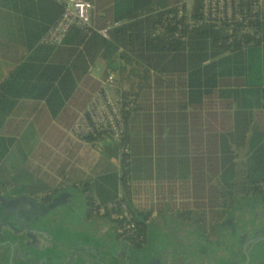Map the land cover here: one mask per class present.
Instances as JSON below:
<instances>
[{
	"label": "trees",
	"instance_id": "1",
	"mask_svg": "<svg viewBox=\"0 0 264 264\" xmlns=\"http://www.w3.org/2000/svg\"><path fill=\"white\" fill-rule=\"evenodd\" d=\"M88 1L94 5L95 29L73 27L59 46H51L40 40L61 15L56 0H0V37L29 50L0 82V184L77 186L88 217L115 223L118 234L123 226L119 211L99 213L94 194L120 186L117 203L124 202L132 213L136 242L146 240L153 213L164 210L181 223L195 222L215 233L236 193L264 194L259 0L241 1L246 22L196 26L191 23L200 18V0H191L189 8L187 0ZM107 21L122 22L110 29L108 39L97 32ZM121 50L145 70H129L134 81L120 93L125 130L114 142L119 159L98 151L105 133L84 139L68 134L78 115L69 113L64 99L80 95L86 88L75 90L76 82L84 81L93 83L84 91L88 102L98 87L87 73L89 65L101 53L123 59ZM220 58L231 61L225 73L218 72ZM29 123L41 140L27 157L18 137ZM176 143L180 159L174 155ZM233 146L245 151L241 172Z\"/></svg>",
	"mask_w": 264,
	"mask_h": 264
},
{
	"label": "flooded vegetation",
	"instance_id": "2",
	"mask_svg": "<svg viewBox=\"0 0 264 264\" xmlns=\"http://www.w3.org/2000/svg\"><path fill=\"white\" fill-rule=\"evenodd\" d=\"M76 189H79V187L67 184L55 189H47L46 191L39 190L36 184L27 185L25 184V182L19 183L18 181H11L8 184H0V243H3L2 245L7 244L8 240L16 242L17 236L14 239L12 238L14 237V235H20L21 237H25L24 239L26 241V244L33 248H36L38 250L40 249L42 251L49 249L46 251L48 255L51 253V251H63L65 253V257H68L70 252L69 248L76 247L77 249L75 251V254L81 256V246H87V250L85 253L86 255H88V257L92 258V264L169 263V258L165 253H168L169 251H171V249L165 248V245L163 244V246L161 245L157 247L146 246L148 241V234H146V240L141 243L136 242L131 238L133 233H127L125 230L121 231L120 234H118L116 229V235L114 236V239L110 240L102 234H98L95 231L92 232L90 229V232H92L90 237H98V241L95 240V242H92L93 240L90 239L91 242L85 244V240L81 239V237H83L81 236V223L93 220L87 215L89 210L87 208L89 206L86 201L81 196L76 197V194L73 192ZM23 195L29 197L31 201H29L25 197L24 199H22L21 196ZM259 196L261 199L260 211L264 214V194L263 196ZM53 203L55 204V206L47 212L46 208ZM38 204H41V206L36 210V206H38ZM94 206L92 208L96 211V208ZM233 209H230L227 212L226 216L220 221L216 228L219 229V227H228L226 229L229 230L227 231L228 235L230 233L233 234L234 232H236V226L234 222H231L233 221ZM35 210L41 215L44 214V218L49 217V219L53 222L58 221L59 219H66L70 223L71 227H61L58 229L53 225L54 223L50 222L47 223V227L41 233L32 229L30 230L28 229V227L29 224L33 222L32 219L34 218L32 214H34ZM98 212L102 213L100 211ZM96 218L99 219L101 217ZM229 222H231L230 225H228ZM75 223H79V227H77ZM147 224H150V222H147ZM9 234L14 235L10 236ZM204 234L205 235H203L201 239H198L199 241L195 240L194 244H192L194 248H201L204 250L206 247V243L215 245L214 239L220 236L218 230L215 231V233L204 231ZM226 236L227 235H223L219 238H225ZM40 237H42L43 239H41V242L39 241ZM205 238L206 241L205 243H203ZM222 241V248H224L229 244H237L239 240H237V238L234 240L233 235L232 242L229 241V237H226V239ZM198 242L200 243L199 246ZM216 243H219L218 238ZM6 247H8V244L6 245ZM1 251L2 246L0 245V264H3L1 262ZM170 263L176 264L174 260ZM6 264L18 263L15 257H13L12 261H6Z\"/></svg>",
	"mask_w": 264,
	"mask_h": 264
},
{
	"label": "rangeland",
	"instance_id": "3",
	"mask_svg": "<svg viewBox=\"0 0 264 264\" xmlns=\"http://www.w3.org/2000/svg\"><path fill=\"white\" fill-rule=\"evenodd\" d=\"M190 2L191 0H187L188 8ZM121 53L123 55V59H112L110 56L106 58H98L95 63V70L93 72L94 75L100 78L105 76L107 72L110 71V74L114 77L115 81L112 89V95L114 98L117 99H120L121 97L120 93L122 91V88L124 87L125 90L130 88L131 82H133L132 79L134 77L131 76V74L129 75L128 71L134 70L135 72H141L145 70L139 63L129 57V55L125 51L121 50ZM229 67H231L230 59L227 60L226 58H220V60L218 61V72L225 73L228 71ZM213 70L214 67L209 65V72H212ZM132 71L130 72L132 73ZM106 143L107 145H105L106 147L108 146L110 148V151H108L106 148L105 152L106 154L113 157L116 153H113L112 149L116 148V144L109 140H107ZM233 153L235 156V162L237 166L236 168L239 172H241V168L243 169L244 167L243 161L246 158L245 151L239 147L233 146ZM38 189L41 188L39 187ZM73 192L76 194V197H82L81 191L79 189H76ZM118 192H120V186L118 188H116V186H107L102 194H99L95 191L94 200L96 199L99 204H107L109 201L115 199ZM233 199L234 200L232 206L234 209L237 208V211H235L236 213H234L235 215L233 217L236 224L237 222L241 223L244 217H248L249 215L251 216L256 212L258 213V211L260 210L261 199L258 194L245 195L242 193H236ZM96 219V217H92V220L96 221ZM43 221L46 223H54L53 225L56 226V228L58 229L61 227H71L70 223L66 219H59L58 221L53 222L49 219V217H46L43 219ZM148 222H150V224L148 226L147 231L148 241L146 246L157 247L163 244L165 245V248L171 249V251L165 253L169 258L168 264H171L170 262H172L173 260L176 264H191V259H193V257L196 256L199 259L204 257L205 251L203 249L198 248L196 250V248L192 246L195 240L201 239L203 235H205L203 228L199 224H195L194 222L192 223L191 227L193 228V230L185 231L183 226H187L189 223H181L177 220L175 213H170L167 211L157 213L154 212L152 218ZM231 222L233 223V221ZM231 222H229L228 225H230ZM75 225L79 227V223H75ZM227 228L219 227V229H213L212 231L218 230L220 236L227 235L226 237H229V241L232 242L233 234L230 233L228 235L226 230ZM88 229H91L92 232L95 231L98 234H102L110 240H113L114 236L116 235L115 224L107 219H102L99 222L92 223ZM119 231L121 232L120 229ZM81 232L87 234L89 233V230L86 231V229H82ZM180 232H183V234H179ZM219 237H216L214 239L215 245L213 246V248L215 251L220 252L223 246V241L222 237ZM217 238L219 239V243H216ZM205 241L206 238L204 239L203 243H205ZM199 244L200 243L198 242V246ZM181 251L189 252L185 253V255L183 256L184 258L182 260L181 258H179V256L181 255ZM194 262H198L197 259H194Z\"/></svg>",
	"mask_w": 264,
	"mask_h": 264
},
{
	"label": "built area",
	"instance_id": "4",
	"mask_svg": "<svg viewBox=\"0 0 264 264\" xmlns=\"http://www.w3.org/2000/svg\"><path fill=\"white\" fill-rule=\"evenodd\" d=\"M62 7V12L51 28L41 37V42L51 46H59L68 31L73 28L90 27L95 29L91 23V12L94 9L93 3L88 0H56ZM201 14L200 18L191 23V26L204 24L205 22H246L243 19L241 9L242 0H200ZM121 21H112L97 29V32L104 38H109L110 29L120 25ZM243 28V31L247 30ZM159 31H163L159 28ZM100 56H104L101 53ZM114 77L107 74L100 80L99 86L94 91L86 106L81 110L75 119L70 133L77 139H84L97 133H105L106 141L120 142L124 135V122L122 104L119 99L114 98L112 89L114 85ZM264 191V184H262ZM122 192H118L114 200L107 204H99L96 199L94 204L98 211L118 210V214L123 219L121 231L133 233L135 230V222L132 213L124 202L117 203L122 197Z\"/></svg>",
	"mask_w": 264,
	"mask_h": 264
},
{
	"label": "crops",
	"instance_id": "5",
	"mask_svg": "<svg viewBox=\"0 0 264 264\" xmlns=\"http://www.w3.org/2000/svg\"><path fill=\"white\" fill-rule=\"evenodd\" d=\"M259 5H260V21H261V41L264 42V0H259ZM29 54V50L21 43L19 42H13L7 39H4L2 37H0V82H2L10 73L11 71L21 62L23 61ZM99 58H106L105 56H100ZM98 59V58H97ZM96 59V60H97ZM96 60L89 65L88 68V74L93 78V80H95L98 83H100V80L102 78H104L107 74H110V71L107 72V74L103 77H97L96 75L93 74L94 70H95V63ZM132 81H134V78L132 79ZM77 86L75 88V90H77L79 88V86H83L85 89L84 91H87L92 88L93 83L91 84L90 82L88 83H84V81H78L76 82ZM90 88V89H89ZM122 90H125L124 87L122 88ZM84 91H82V95L83 97L80 95H74V94H70L67 98L64 99V106H67L70 108L69 113L71 115H75L77 116L79 114V112L81 111V106L82 104L84 105V103L86 102V94L84 93ZM89 100V99H88ZM87 104V102H86ZM84 108V107H83ZM53 120L55 118H52ZM55 122V121H53ZM69 135H71L70 130L68 132ZM41 140V136L37 131V128L35 127V125H33L32 123H29L25 129L22 131V133L20 134V136L18 137V144L20 146L22 155L29 157L31 152L34 151V149L36 148V146L38 145L39 141ZM106 138L105 140H98V151L105 154V149L107 148L108 151H110V148L107 146L106 147ZM180 149L181 147L179 146V143H176L175 147H174V155L176 154L179 159H180ZM113 153H116L115 148L112 149ZM22 155L21 158L17 161L19 162L22 159ZM110 156V155H108ZM115 156H117V158H119L118 152L115 154ZM113 156V157H115ZM14 155L11 156V162L14 159ZM155 158V157H154ZM120 159V158H119ZM15 168H17V165H15ZM11 171V170H10ZM5 179V178H4ZM1 184H8L6 183H1ZM36 184V186H38V188L40 187L42 191H46L47 188L45 187H41V184L39 182L34 183ZM233 206H231L230 208H232ZM167 212H170L168 210H164ZM234 213H236L235 211H237V208L233 209ZM162 212V211H161ZM157 213V212H156ZM171 213V212H170ZM233 216L234 217V214ZM98 219V218H97ZM96 219V221H88V222H83L81 223V229H86V231L89 230V233L84 234L82 233L81 239L85 240L84 243H90L92 239V242L98 241V237L91 238V234L92 232H90V229H88L92 223L94 222H99L100 220H102L101 218H99L98 220ZM264 220V214L259 210L258 213H254L253 215H249L248 217H244L242 219V222L239 223L234 221L233 218V222L236 226V229L233 233V235L238 236L239 234H243V233H249L251 230H253V228H257L256 225L252 226L254 224L253 221H255V224L260 225L261 221ZM192 223L194 222H190L187 226H183V228L185 229V231H192L193 228L192 227ZM252 223V224H251ZM149 226V224H147ZM147 226V228H148ZM148 231V229H147ZM184 231V232H185ZM229 231V230H227ZM234 231V230H233ZM148 234V232H147ZM179 234H183V232H180ZM226 239V237H222V240ZM236 245L238 244H229L228 246L221 248V252L217 253L219 251H215L213 248V244L211 243H206V247L204 249V257H202L201 259H199L198 257H193V259H191V264H209L211 262V260L216 256L219 257V262L218 264H222L224 262V260H226V258L228 257V255L231 253V250H234ZM227 248V249H226ZM197 250V249H196ZM185 253H189L188 251H181V255L179 256V258H181V260L184 258L183 256L185 255ZM195 253V252H194ZM194 259H197L198 262H194ZM202 263H201V262Z\"/></svg>",
	"mask_w": 264,
	"mask_h": 264
},
{
	"label": "water",
	"instance_id": "6",
	"mask_svg": "<svg viewBox=\"0 0 264 264\" xmlns=\"http://www.w3.org/2000/svg\"><path fill=\"white\" fill-rule=\"evenodd\" d=\"M24 197L31 201L29 197L24 195L21 196L22 199H24ZM40 206L41 204H38L36 210ZM54 206V203L48 206L46 211L48 212ZM36 210L34 214H32L34 218L32 219L33 224L30 222L31 224H29L28 229L41 233L48 224L43 221L45 215L37 213ZM253 222L254 224L252 226L256 225L257 228H253L249 233L239 234L238 236L234 235V240L236 238L239 240L237 242L238 245L236 249L231 250V253L222 264H264V220L261 221L260 225H257L258 223L255 224V221ZM9 235L13 236L14 234ZM16 236V242L12 240L7 241L8 247H6L7 244L2 245L3 243H0L2 246L1 262L3 264H6V261H12L13 257H15L18 264H92V258L88 257L85 253L87 246H81V256L75 254L76 247L69 248L70 252L68 257H65L63 251H51L48 255L46 251L49 249L42 251L33 248L27 245L24 239L25 237H21L20 235H14L12 239L16 238ZM41 239L42 237H40V242ZM218 262L219 257L215 256L209 264H218Z\"/></svg>",
	"mask_w": 264,
	"mask_h": 264
}]
</instances>
